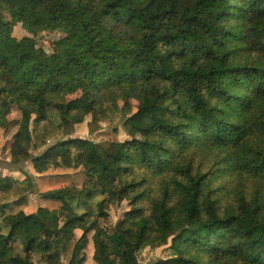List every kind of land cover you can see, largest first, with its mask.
Instances as JSON below:
<instances>
[{"label":"trees","instance_id":"1","mask_svg":"<svg viewBox=\"0 0 264 264\" xmlns=\"http://www.w3.org/2000/svg\"><path fill=\"white\" fill-rule=\"evenodd\" d=\"M41 30L59 32L45 59ZM132 97L127 139L62 136L32 153L33 138L87 117L96 129L104 109ZM11 126L26 191L27 162L85 178L41 192L58 206L27 214L17 178L0 175V264H87L88 243L94 264H139L140 250L165 245L175 256L149 264H264V0H0V128ZM199 145L218 150L219 170L254 179L252 194L220 210L213 167L190 151ZM125 199L123 219L104 227Z\"/></svg>","mask_w":264,"mask_h":264},{"label":"rangeland","instance_id":"2","mask_svg":"<svg viewBox=\"0 0 264 264\" xmlns=\"http://www.w3.org/2000/svg\"><path fill=\"white\" fill-rule=\"evenodd\" d=\"M2 18L9 21L10 17L4 11L1 12ZM39 38L36 41L34 46L39 53V58L45 59L52 51H54V44L59 37V32L50 31V30H41L39 31ZM77 94L70 96L73 98ZM137 99H129V107L127 109H122V101L119 100L117 103H114L108 106L102 114L99 116L100 120L96 125L97 128H94V124L89 122V117L82 122L81 124L75 125L72 128L65 130L64 128L55 127L52 132V138L42 140L41 138H33V142L36 143V149L32 153L40 152L46 144H49L51 141L66 136V138L79 137L93 140L95 142H103L108 140H125L129 137L127 134L122 122L126 115L130 112L136 111ZM18 112L14 111L9 118L17 119ZM33 119V118H32ZM41 123H33L31 121L32 128L38 127L37 131L40 134L41 132ZM92 128H94L92 130ZM17 130L16 126H11L9 128H0V173L12 172L16 176L18 183L13 187L14 191H18L19 196L23 197L22 208L26 213L34 212L38 206L47 205V207H57L58 204L42 199L39 194L49 189L59 188L68 185L80 186L84 181V175L80 174L77 169H49L45 173L39 174L35 173L32 167V164L27 162L23 166L24 170L29 171L33 175L34 182V192H28L27 183L23 181L21 172L16 170L15 165L10 164V144L11 137L14 132ZM34 132V133H35ZM67 132V133H65ZM33 133V136H34ZM49 138V137H47ZM45 141V142H44ZM195 151L196 155L202 159L203 167L208 168L209 166L213 167L214 174L210 177L209 186L211 189V194L216 199V205L220 210H223L224 207H230L234 203L235 196L240 192L244 191L246 195L250 196L252 194L253 182L254 179H250L246 175H237L231 171L221 169V158L218 160L217 164H213L218 155V150L211 148V146L199 145L197 147H192L190 151ZM188 151V154L190 153ZM22 179V180H21ZM21 180V181H20ZM150 194L153 196L157 194V188L151 187ZM98 198V197H97ZM96 198V199H97ZM140 203L142 207H145L148 203V200L145 196L140 198ZM131 208V204L128 199L123 200L120 204L110 205L108 208V217L100 220V223L110 229L120 223L123 219L124 214ZM86 261L89 264H93L90 258L92 255V246L91 243H88L86 247L83 248ZM175 256V253L168 246H158L154 248L145 247L138 253V263L139 264H149V262L154 259H166L168 257Z\"/></svg>","mask_w":264,"mask_h":264},{"label":"crops","instance_id":"3","mask_svg":"<svg viewBox=\"0 0 264 264\" xmlns=\"http://www.w3.org/2000/svg\"><path fill=\"white\" fill-rule=\"evenodd\" d=\"M6 174H10L11 176H13V178H15L16 179V176L14 175V173H12V172H7V173H0V175H6ZM18 181L19 180H17L16 179V183L14 184V185H16L17 183H18ZM18 195H16L14 192H10V194L8 195V197H7V200H10V199H14V198H16ZM31 213H33V212H31ZM27 214H29V213H27ZM91 258V257H90ZM92 261V260H91ZM86 263L87 264H89L87 261H86ZM92 264V263H91ZM94 264V263H93Z\"/></svg>","mask_w":264,"mask_h":264}]
</instances>
